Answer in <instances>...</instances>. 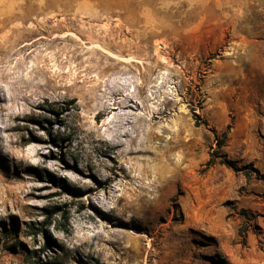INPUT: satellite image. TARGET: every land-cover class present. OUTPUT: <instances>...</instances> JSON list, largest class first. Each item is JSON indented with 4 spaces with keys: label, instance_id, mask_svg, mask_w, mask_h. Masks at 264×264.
Returning a JSON list of instances; mask_svg holds the SVG:
<instances>
[{
    "label": "rangeland",
    "instance_id": "374dc122",
    "mask_svg": "<svg viewBox=\"0 0 264 264\" xmlns=\"http://www.w3.org/2000/svg\"><path fill=\"white\" fill-rule=\"evenodd\" d=\"M0 264H264V0H0Z\"/></svg>",
    "mask_w": 264,
    "mask_h": 264
},
{
    "label": "trees",
    "instance_id": "16d2710c",
    "mask_svg": "<svg viewBox=\"0 0 264 264\" xmlns=\"http://www.w3.org/2000/svg\"><path fill=\"white\" fill-rule=\"evenodd\" d=\"M216 146H217V149H221L224 146L223 141L221 140L217 141ZM213 156L214 155H212V157L210 156V160L207 163L208 166L214 165L216 163V159L219 158V160L217 161L219 165H223L226 168H229L233 171L238 170L237 166L232 161L226 159L224 155L223 156L221 155V157H217L216 155L214 157Z\"/></svg>",
    "mask_w": 264,
    "mask_h": 264
},
{
    "label": "bare ground",
    "instance_id": "6f19581e",
    "mask_svg": "<svg viewBox=\"0 0 264 264\" xmlns=\"http://www.w3.org/2000/svg\"><path fill=\"white\" fill-rule=\"evenodd\" d=\"M208 17H209V16H208ZM232 17H233V16H232ZM207 20H208V19H207ZM201 25H202V24H201ZM205 27H206V26H205ZM151 35H152V33H151ZM153 37H154V36H153ZM111 109H112V108H111ZM112 147H113V146H112ZM110 148H111V146H110ZM146 149H147V148L144 147V150H146ZM138 151H139V150H138ZM169 155H170V154H169ZM167 156H168V155H167ZM169 157H170V156H169ZM165 159H166V157H165ZM177 159H178L177 162H179L180 157H178ZM173 160H174V159H173ZM165 161H167V160H165ZM184 162H185L184 159H181V163H179V164H178V163L176 164V163L174 162V163L176 164V168H175V171H176V172L183 171V169L178 168V166H179L180 164H183ZM173 165H174L173 163L169 164V165L166 167L167 169L165 170V172H166V173H171V172H173ZM180 167H181V166H180ZM159 171H160V170H159ZM154 174H155V173H154ZM171 179H172V176H170V177L167 176V180H171ZM164 180H165V179H164ZM175 184H176V183H175Z\"/></svg>",
    "mask_w": 264,
    "mask_h": 264
}]
</instances>
